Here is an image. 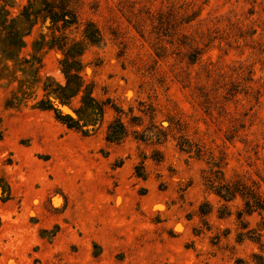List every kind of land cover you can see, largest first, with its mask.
I'll return each instance as SVG.
<instances>
[{
  "label": "rangeland",
  "instance_id": "obj_1",
  "mask_svg": "<svg viewBox=\"0 0 264 264\" xmlns=\"http://www.w3.org/2000/svg\"><path fill=\"white\" fill-rule=\"evenodd\" d=\"M29 1L0 6L15 17ZM71 7L65 47L51 44L60 32L41 14L17 60L0 50V264H264V211L207 187L221 169L222 183L240 179L264 197V0ZM89 21L98 44L84 38ZM74 41L86 44L94 96L124 111L119 141L106 139L119 115L111 104L90 133L35 106L47 76L65 83L59 62ZM32 55L41 62L24 72L18 62ZM36 71L25 98L19 81Z\"/></svg>",
  "mask_w": 264,
  "mask_h": 264
},
{
  "label": "trees",
  "instance_id": "obj_2",
  "mask_svg": "<svg viewBox=\"0 0 264 264\" xmlns=\"http://www.w3.org/2000/svg\"><path fill=\"white\" fill-rule=\"evenodd\" d=\"M41 14L45 19H50L54 32H60V36L53 35L51 44L58 45L60 48L65 47L66 42H61V37L66 38L65 30L78 23V16L75 9L71 7V0H42L39 6L34 0H30L15 17H10L9 11L2 5L0 6V50L6 58L18 59L19 51L25 45L24 35L30 33ZM83 33L85 40L89 43L98 44L102 40L99 28L91 21L87 22ZM44 42H47L45 36H41L40 41H35L36 50H40ZM85 46L86 44L82 41H74L63 50V57L59 63L65 76V83L55 82L52 77L47 76L43 81L45 98L37 101L35 106L43 110H52L56 118L70 128L90 133L100 125L106 106L111 103L110 99L96 98L93 94V85L88 83L84 77L82 54ZM40 62L39 57L32 55L30 59L19 60L18 65L25 72L30 70L35 63L40 64ZM22 80L19 81V90L25 98L31 96L40 86L37 71L29 80ZM76 96H80V104L77 107H71L74 115L59 109V106L71 105L72 99ZM111 106L119 115L108 125L106 139L119 141L128 134L126 125L120 116L124 111L114 104ZM180 148L190 151L192 145L186 146L184 142H181ZM213 173L207 176V187L214 190L218 196L229 200L240 195L244 199L246 213L256 210L264 211V197L255 187L247 185L240 179L222 183L220 181L223 179L222 170L216 169ZM217 173L220 175L217 176ZM216 182L220 184L217 186ZM201 212L205 211L201 210ZM252 236L260 239L261 234L256 232Z\"/></svg>",
  "mask_w": 264,
  "mask_h": 264
}]
</instances>
